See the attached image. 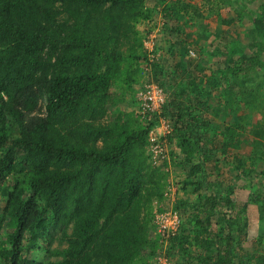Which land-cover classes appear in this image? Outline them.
Returning a JSON list of instances; mask_svg holds the SVG:
<instances>
[{"label":"trees","instance_id":"trees-1","mask_svg":"<svg viewBox=\"0 0 264 264\" xmlns=\"http://www.w3.org/2000/svg\"><path fill=\"white\" fill-rule=\"evenodd\" d=\"M144 1L0 0V194L5 197L0 227L6 221L13 228L11 238L0 243V253L7 252L0 264H43L32 256L33 250L44 249L40 239H49L45 250L58 257L49 264H146L157 249L158 237L150 235L151 199L162 193L150 185L156 171L147 162L145 146L158 114L143 123L139 115L129 120L128 113L119 111L111 123H94L105 114L110 88L121 84L120 73L135 82L139 67H130L148 59L135 44L125 52L119 46L123 21L150 17ZM56 2L67 13L62 21ZM179 2L175 0L173 12L172 3L164 7L182 20L191 4ZM193 23L197 29L191 38L183 29L193 24L177 25L188 54L189 46L196 45L202 53L201 43L210 36L206 20ZM250 33L264 52V4ZM229 51L239 57L227 62L224 81L213 76L204 88L196 82L203 61L195 67L189 65L193 59L176 62L171 70L180 76V67L189 65L187 82L177 79V89L161 108L172 124L167 140L175 141L182 153L173 160L187 170L184 188H210L209 161L215 169L231 164L238 172L224 194L209 189L198 195L194 206L205 215L195 216L191 233L181 223L168 238L165 255L171 261L180 252L181 264H264V230L255 239L247 234L249 204L264 220V127L251 120L254 112L264 110V83H255L252 74L264 63L258 53L247 55L234 43ZM153 63L155 69L158 61ZM153 75L169 90L157 71ZM214 92L218 98L213 105ZM212 114L222 117L215 131ZM247 128L256 137L250 153H234ZM218 150L221 158L215 156ZM239 172L259 173L262 180L236 210ZM10 174L14 183L6 184ZM184 203L182 199L176 207ZM216 207L221 212L214 224L211 210ZM57 228L62 246L51 249Z\"/></svg>","mask_w":264,"mask_h":264},{"label":"rangeland","instance_id":"rangeland-1","mask_svg":"<svg viewBox=\"0 0 264 264\" xmlns=\"http://www.w3.org/2000/svg\"><path fill=\"white\" fill-rule=\"evenodd\" d=\"M169 3H172L170 11L173 12L176 8L174 4L175 0H165L164 2H161V0H145L144 7L149 10L150 17L140 19L139 21L129 19L123 21L124 26L119 40V46L123 52L129 50V47L132 44H135V46L137 45V47H140V49L144 51L147 49L146 42L153 36V49L157 54L159 53V55H156L158 56V64L156 65V68L154 69V63L149 65L151 67L150 72L152 76H154V70L157 71L158 79L163 83L164 81L167 83V89H171L172 86L175 87L173 84L178 81L177 79H186L187 70H185V68L188 69L189 65L195 67L198 60L203 61L204 65V71L196 80L200 88L206 87V84L213 76L221 77L224 81L228 73V64L239 57L238 52L230 54L229 45L232 43L236 44V47L240 50V52L247 55L258 53L260 61L264 63V52L259 51L253 44L255 39L253 40L250 33V30L254 28V18L259 14L261 7L264 4L263 0H215L214 5L208 0H180V4L190 3L192 6L186 7L188 14H185V19L182 20H177L173 14L171 15L165 13L164 5ZM56 6H58L59 9L62 7L60 2H56ZM210 11H212L211 14H209ZM66 15L67 13L61 9L58 19L62 21L66 18ZM197 19L201 21L206 20L208 22L210 36L208 40L202 41L201 43L204 50L202 53L199 51V47L197 45L189 46V48L192 47L196 53L194 56H190L188 52L184 53L186 47L181 45L182 33L177 30V25L180 24L183 26L184 23L187 22L193 24L191 28H182L188 38H191L193 36L192 32L197 29V26L193 23V21ZM136 39H138L140 44L136 41ZM219 53H222V55H219ZM180 57L183 58L182 61H189L190 59H193L192 64L182 65V67H180L182 70V77L171 70L173 69L175 71V63L178 62V58ZM226 57H228V60H226ZM145 62L146 61L144 59H141L138 63H135L130 67L131 69H135L137 65L139 67V72L135 75L137 77L135 82H131V80L126 79L127 73H120L119 80L121 84H114L110 88V99L105 106V114L102 117L94 118V123H111L118 115L119 111L122 114L128 113L129 117L127 118H129V120L134 117H138L136 92L143 83ZM221 69L225 70L224 74L219 73ZM252 74L254 76L253 81L255 83L257 81H261L259 84L263 85L264 65H257ZM126 82L131 84L129 89L124 87ZM221 89L222 86L220 87V90ZM166 93L168 96L169 90H166ZM191 96L192 95H190V97ZM113 98L119 99L116 102H113ZM217 98V92L212 93L211 101L213 105ZM122 117L125 119V115H122ZM221 120V115H211L210 122L211 126L214 127V131L218 124L221 125ZM251 120L258 126L264 127V110L254 112L251 116ZM240 135L242 137V142L239 143L240 145L238 144V148L233 149L234 153H250L252 143L256 137L252 135L248 128L244 129ZM98 145L101 146L103 143L99 141ZM261 145H264V137L261 139ZM168 149L170 158L168 162H164V164L160 166L152 165L149 162L148 155L146 154L147 162L152 167V170L156 171L155 183H150V185H155V188L162 193L161 197L156 194L152 196V218L154 219V215L158 211L166 210L171 207L176 208L181 212V226L186 228L188 232L191 233L195 222V216L198 215L203 219L205 215V212H203L200 207L194 206L198 203V195H202L201 193H208L209 189H213L224 194L228 185L233 181L235 174L238 172H236L235 168L231 164H220L215 169L213 167L214 162L209 161L207 162L205 172L208 176L207 181L210 188H203L195 192L193 185H187L186 188H184L187 170L184 166L174 162L173 160L177 157H182L179 146L175 141L169 142ZM215 156L219 158L222 157L220 150L215 153ZM239 173H242V175L240 180H238L236 190L237 195H239V205L236 207V210H241L240 208L243 206L248 194L255 192L259 187V181L262 180V176L259 173ZM12 183H14L13 174H10L6 184ZM182 199L185 203L176 207L178 201ZM4 205L5 197L0 194V214L3 211ZM220 212L221 208L219 207L211 210L212 223L215 224V220ZM248 216L250 218V224L247 234L249 233V239H255L264 230V220L259 217V213L257 212L255 205L252 204H249L248 206ZM12 229L13 228L9 226L6 221L1 225L0 243L2 240L8 241L11 238ZM29 235L30 233L26 234L24 241L27 245L30 244L28 240ZM60 235L61 230L57 228L53 236L54 238L51 243V249L60 247V245L62 246V243H60ZM150 235L152 238L155 237L153 229L151 230ZM48 240L49 239H40L39 242L43 245L44 249L32 251V256L43 262V264H49L50 261L58 258L49 251L47 253L45 250ZM64 245L65 243L63 242V246ZM243 249L248 250L249 246L247 245ZM6 254V251L4 254L0 253V260L5 257ZM171 262L172 264L184 263L183 255L180 252L172 254ZM196 263V261L193 262V264Z\"/></svg>","mask_w":264,"mask_h":264},{"label":"built area","instance_id":"built-area-1","mask_svg":"<svg viewBox=\"0 0 264 264\" xmlns=\"http://www.w3.org/2000/svg\"><path fill=\"white\" fill-rule=\"evenodd\" d=\"M148 59L145 62L143 71L144 79L141 87L136 92L137 113L146 123L154 114H158V123L152 127L147 134V144L145 146L149 162L154 166L163 165L168 162L169 142L166 135L171 131L172 124L169 117L161 115L162 105L166 102V89L157 83L151 74V62L157 60L159 53L154 51L153 36L146 42ZM189 55L194 56L195 52L190 49ZM146 77V78H145ZM153 232L157 239V249L154 251L147 264H171L170 259L165 255L167 240L170 236L178 232L182 223L179 210L171 207L158 211L154 215Z\"/></svg>","mask_w":264,"mask_h":264},{"label":"crops","instance_id":"crops-1","mask_svg":"<svg viewBox=\"0 0 264 264\" xmlns=\"http://www.w3.org/2000/svg\"><path fill=\"white\" fill-rule=\"evenodd\" d=\"M180 60H183V58H181V57L178 58V61H180ZM184 60H185V59H184ZM191 73H192V72H191ZM186 75H188V73H186ZM182 81H183V82H187V77H186V79L183 78ZM191 81H192V80H191ZM196 82H197V81H196ZM196 82H195V83H196ZM176 89H177V87H173V86H172V88L169 89V93H173V91H175ZM183 89H184V88H183ZM187 92H188L189 95H191V92H190L189 90H187ZM191 97H192V96H191ZM179 150H180V149H179Z\"/></svg>","mask_w":264,"mask_h":264}]
</instances>
